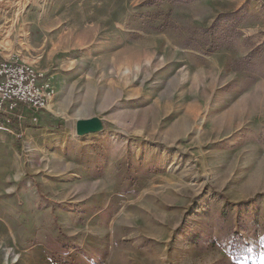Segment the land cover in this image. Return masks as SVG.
<instances>
[{"label":"rangeland","instance_id":"obj_1","mask_svg":"<svg viewBox=\"0 0 264 264\" xmlns=\"http://www.w3.org/2000/svg\"><path fill=\"white\" fill-rule=\"evenodd\" d=\"M9 57L55 92L0 134V264H264L257 0H0Z\"/></svg>","mask_w":264,"mask_h":264},{"label":"built area","instance_id":"obj_2","mask_svg":"<svg viewBox=\"0 0 264 264\" xmlns=\"http://www.w3.org/2000/svg\"><path fill=\"white\" fill-rule=\"evenodd\" d=\"M264 7V0H257ZM51 80L13 57L0 58V134L22 136L54 96Z\"/></svg>","mask_w":264,"mask_h":264},{"label":"water","instance_id":"obj_3","mask_svg":"<svg viewBox=\"0 0 264 264\" xmlns=\"http://www.w3.org/2000/svg\"><path fill=\"white\" fill-rule=\"evenodd\" d=\"M104 124L101 119L97 117L89 119H80L75 123V134L77 137H85L102 132Z\"/></svg>","mask_w":264,"mask_h":264},{"label":"trees","instance_id":"obj_4","mask_svg":"<svg viewBox=\"0 0 264 264\" xmlns=\"http://www.w3.org/2000/svg\"><path fill=\"white\" fill-rule=\"evenodd\" d=\"M48 246L51 247L52 250H53L54 248H56L57 250H59V248H63V249L65 248L64 246H61V244L56 243V242H53L52 244H48Z\"/></svg>","mask_w":264,"mask_h":264}]
</instances>
